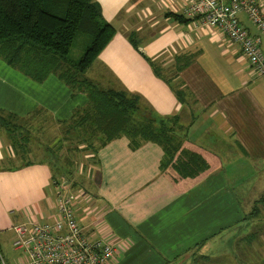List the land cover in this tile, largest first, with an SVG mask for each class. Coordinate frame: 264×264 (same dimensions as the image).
I'll return each mask as SVG.
<instances>
[{
  "label": "crops",
  "instance_id": "1",
  "mask_svg": "<svg viewBox=\"0 0 264 264\" xmlns=\"http://www.w3.org/2000/svg\"><path fill=\"white\" fill-rule=\"evenodd\" d=\"M97 2L116 34L87 79L178 118L187 147L210 161L206 174L181 184L165 171L161 145L116 138L98 150L88 194L75 195L82 226L121 247L116 264H197L192 253H210L226 234L231 252L244 228L264 220V79L222 31L184 16L193 0ZM240 19L264 50L262 33L246 14ZM86 100L57 76L34 81L0 56V115L16 118L23 136L46 118L66 123ZM7 132L1 125L0 233L16 237L18 225L57 220L59 197L73 192L55 182L46 148L21 154ZM261 250L249 256L240 247L241 264H264Z\"/></svg>",
  "mask_w": 264,
  "mask_h": 264
},
{
  "label": "trees",
  "instance_id": "2",
  "mask_svg": "<svg viewBox=\"0 0 264 264\" xmlns=\"http://www.w3.org/2000/svg\"><path fill=\"white\" fill-rule=\"evenodd\" d=\"M79 34L90 35L93 42L83 58L71 65L69 55ZM115 34L112 25L105 21L97 0H0V56L7 64L40 83L55 75L68 86L74 88L78 85L82 90H86L84 93L88 94L90 99L88 107L80 109L82 111L77 110L70 123L81 114H86L80 124L90 126L94 130H103L100 123L105 122L104 131L110 139L109 142L127 136L135 146L144 142L157 143L165 150V168L167 149L162 144L165 138L164 129L171 127L176 141H184L187 137L185 128L179 125L178 118H162L147 108L167 125L163 132L150 127L139 130L137 124L142 123L144 119L141 112H138L139 98L133 96L138 102L129 100L125 97L129 94L112 89L104 90L86 77ZM82 76L83 79L79 81ZM133 115L138 117V120L134 121ZM14 120L16 118L7 119L0 115V126L3 125L7 129L13 145L16 146L15 138L23 135L20 123ZM17 132L21 135L16 136ZM198 156L187 153L185 160L176 164V170L181 177L197 178L207 171L208 167H204L202 158ZM55 182L64 183L58 179ZM245 241L249 246L246 247L248 250L259 243L256 234L247 237Z\"/></svg>",
  "mask_w": 264,
  "mask_h": 264
},
{
  "label": "rangeland",
  "instance_id": "3",
  "mask_svg": "<svg viewBox=\"0 0 264 264\" xmlns=\"http://www.w3.org/2000/svg\"><path fill=\"white\" fill-rule=\"evenodd\" d=\"M92 42L93 39L90 35L79 34L75 38L73 48L69 55L71 65L78 63L83 58ZM71 70L73 72H76L73 69ZM79 78V81H81V78L83 79V76ZM69 87L72 89L76 97L83 96L87 99V106L85 108H82L83 110L86 109L90 100L88 94L84 93L86 90H82V88H80L78 85L76 87L74 86V88L71 86ZM125 97L129 100L138 102V100L132 95H125ZM138 107V112H141V115L144 118L142 119V123L137 124L138 129L141 130L143 127H150L154 130H160L163 132V129L167 124L165 125L160 120H158L157 117H155L140 102L138 103ZM85 115L86 114H81L72 123H70L69 120L67 121L69 123L66 122L61 124H57L54 120L46 118L43 121L48 122H43L41 120L42 123L38 125L36 124L35 126H29L28 129L26 128L27 131L24 136L15 138L16 146L18 147L21 154H25L32 146L40 149L46 148L47 154H45V156L48 155L46 157L51 161V163L53 162V167L55 169V175L57 179L61 182H67L68 189H70L73 192L72 194L74 195L80 194L81 192H83L84 194H88V175L91 173V170L96 167L97 152L110 140L107 138L104 131L105 122L100 123L103 130H94L90 126L80 124V121L85 118ZM82 116L83 118H81ZM132 119L136 121L138 120V117L133 115ZM14 122L17 121L14 120ZM172 130L173 129L169 126L167 130L164 129L165 132L163 133L165 134V138L163 143L161 142L163 146H166L167 149V163L165 171L168 172L170 176H175L177 178V181L181 184H189L191 179L194 178L181 177L176 170V164L182 163V160H185V154L194 153L198 154V157L202 158L201 160L204 162L203 164V162L201 161L202 164L205 168L208 167L209 169L210 159L207 153L206 155H204L203 153L199 154L189 149L186 144V138L184 139V141H176L175 133H171ZM132 132L133 131H130V133ZM18 135L21 134L17 132L16 136ZM30 138H34L35 140L33 142H29L28 139ZM208 169L203 174H206L208 172ZM235 227L236 226H233V230L229 232L237 233L238 231L234 229ZM244 229H247L245 234L246 237L242 238L241 241H239V239H236L231 252L229 251L227 246H230L231 241H234L235 239L231 238L229 234H226L219 239V242L213 248L214 250L210 251V253L207 246H201L199 249L195 250L192 253L194 262L191 261V263L241 264V255L239 252V248L249 247L248 245H246L247 241L245 240L247 237L255 234L258 236V242L260 243L255 246L258 248V250L262 248V252L260 251L258 254L263 256L264 261V220L258 219L254 222H251ZM15 238L16 237L12 232L0 233V248L10 264H16L21 259L20 253L16 252L13 246ZM250 251L251 250L249 249V256L251 255ZM253 255L256 256V254L254 253ZM251 262H254V259L252 260L248 258V263Z\"/></svg>",
  "mask_w": 264,
  "mask_h": 264
},
{
  "label": "built area",
  "instance_id": "4",
  "mask_svg": "<svg viewBox=\"0 0 264 264\" xmlns=\"http://www.w3.org/2000/svg\"><path fill=\"white\" fill-rule=\"evenodd\" d=\"M263 4L264 0H193L184 9V16L200 26L222 31L256 75L264 79L261 42L250 35L240 19L246 14L264 36ZM76 203L74 194L64 193L59 197L57 220L15 227L13 246L21 256L16 264H116L121 247L85 230ZM0 264H10L1 248Z\"/></svg>",
  "mask_w": 264,
  "mask_h": 264
}]
</instances>
